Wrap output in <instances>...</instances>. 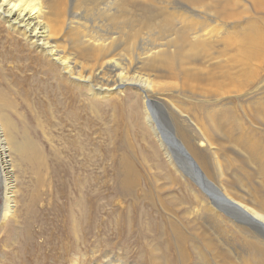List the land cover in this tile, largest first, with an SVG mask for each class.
I'll use <instances>...</instances> for the list:
<instances>
[{
  "label": "bare ground",
  "instance_id": "6f19581e",
  "mask_svg": "<svg viewBox=\"0 0 264 264\" xmlns=\"http://www.w3.org/2000/svg\"><path fill=\"white\" fill-rule=\"evenodd\" d=\"M249 3L255 13L264 11V0ZM238 5L235 0H0L5 26L0 27V231L23 213L19 177L35 183L24 212L22 264H137L109 244L113 239L119 244L128 232L120 217L124 212L96 208V200L111 193L159 198L168 215L155 213L144 227L154 233L167 228L180 248V264L189 254L179 245L193 239L204 241L206 250L191 243L198 264H244L240 254L216 250L217 238L199 226L201 220L190 221L197 212L221 231L229 223L222 215L247 223L237 227L230 220L248 240L247 258L264 264V148L229 107L239 98L237 107L251 120L259 99L248 91L259 77L253 62L264 57V35L245 25L240 35L234 32L248 9L244 4L238 18ZM3 29L11 33L4 35ZM6 60L17 62L8 73ZM116 97L111 127L97 112L99 131L92 115L102 101ZM259 108L255 115L264 125ZM159 112L172 115L174 129L162 123ZM255 161L263 193L250 183L254 176L247 168ZM97 163L110 164L111 176L105 168L94 175ZM173 185L178 195L164 202L160 192ZM125 216L132 224L130 212ZM38 236L43 240L36 243ZM147 245L150 258L140 264H166L156 255L158 248Z\"/></svg>",
  "mask_w": 264,
  "mask_h": 264
},
{
  "label": "rangeland",
  "instance_id": "374dc122",
  "mask_svg": "<svg viewBox=\"0 0 264 264\" xmlns=\"http://www.w3.org/2000/svg\"><path fill=\"white\" fill-rule=\"evenodd\" d=\"M174 1V0H172ZM217 1V0H216ZM177 2V1H176ZM235 2H238V8L239 10L236 9V12H237V17L239 18V14L242 12L243 10V6H247V15L245 16L246 19H244V22L238 24L239 26H236L234 32L238 35L241 34V31H243L244 27H248L249 26V29H250V26L253 27L254 29H258L263 35H264V11L261 10L259 11L258 13H255L252 9H251V6H250V3H249V0L246 1V0H235ZM247 2V3H245ZM245 4V5H244ZM263 11V12H262ZM250 13V14H249ZM250 15V16H249ZM249 17V18H248ZM245 25V26H244ZM244 26V27H243ZM256 26V28L254 27ZM0 27H5L3 24L0 25ZM239 27V28H238ZM242 28V29H241ZM239 29V30H238ZM5 30V32H3L2 34L6 35L7 33H9L10 31L7 30V29H3ZM9 31V32H8ZM11 33V32H10ZM261 35V36H263ZM4 42L3 39L0 38V49L2 47V43ZM223 57H226L225 54L223 55ZM13 60H6L4 62V68L7 69V73L8 71L10 70L11 67L17 65V62H12ZM253 64H255V67L256 69H258V75L259 77L256 78L255 81H251V87L249 89L248 92H251L252 94V98L254 97V99H256V97L259 99V102H257V104L255 105H252V111L250 116H251V120L247 119L246 115L244 112H242L241 109H239L237 106H239V101H242L240 100L239 98L236 99V98H232L233 99V102H232V105L230 104L229 107L230 108H233L234 112H235V118H238L240 119L241 123H240V127H243L245 129L248 130L249 134H250V130H251V134H250V137L251 135H253V138L257 141V143L260 145H262V147L264 148V125H262V123L260 122V120L257 118V111L255 110V107H260L259 109H264V88H261L263 85L262 82L264 81V57H263V54L260 55L259 59L255 62H253ZM10 67V68H9ZM13 70H15V68H12ZM263 80V81H262ZM261 85V86H260ZM257 88L258 91H257ZM253 89V90H252ZM263 94V95H262ZM109 100V99H108ZM235 100V101H234ZM239 100V101H237ZM107 100H104L102 102H105V103H102L100 101V104L102 103V105H100V109L95 111V113L92 115V118L94 119V123H95V127L99 129V131H102V126H101V122H100V119H99V116L97 114V112H99L100 114L102 113L103 115V121L104 123H106V128L108 127H111L112 126V123H111V115L113 114V111H114V108L111 106V103L113 102H116L118 101V98H112L111 101H107ZM152 102H155L154 99H151ZM234 103V104H233ZM237 104V105H236ZM234 105V106H233ZM188 106H190V104H188ZM232 106V107H231ZM241 110V111H240ZM166 113V114H165ZM254 113V114H253ZM97 114V115H96ZM160 116H161V120H162V123H166L168 124L172 129H174V126L171 125V123L173 124V118H172V115L169 113V112H159ZM240 114V115H239ZM249 115V114H248ZM254 115V117H253ZM243 116V117H242ZM250 118V117H249ZM237 119V120H238ZM243 119V120H241ZM239 121V120H238ZM252 121V122H251ZM99 122V126L97 125V123ZM253 124V125H252ZM257 124V125H256ZM102 127V128H101ZM112 132V131H111ZM259 139V140H257ZM259 142H262V143H259ZM162 154V153H161ZM164 157V156H163ZM95 159H98V155H96V158ZM165 159V157H164ZM98 164V163H97ZM255 166V167H254ZM102 167V168H101ZM260 167V164L258 161H255L253 162V166L252 168H247L248 171H252V175L254 176V178L251 179V185L254 187V190H256L257 192H261L263 191L261 189L262 184V179L259 180V175L255 174L254 171L258 170V168ZM94 169H92L94 172V175H102L103 174V168H105V173L107 175H110L112 173V169L113 167L111 166L110 167V164H107L106 166L105 165H95L93 167ZM256 168V169H255ZM97 169V170H96ZM255 169V170H254ZM248 171L246 173L245 169L242 171V175L243 177H247V174H248ZM99 173V174H98ZM20 175V173H19ZM257 175V176H256ZM111 176V175H110ZM19 177V176H18ZM20 178V182L22 183H18L19 184V194H18V200L21 204H19V212H23L21 214H19V220L16 224H8V229L6 227V231L3 229H1L0 231V264H22V260H23V257L25 256L26 254V251L24 249V252H23V245L20 246V244H22L25 240H26V237L25 234L27 235V232L25 231L26 228H23V226L25 225L26 223V219H25V213L27 211V206L29 204V201L30 200V194L31 192L34 190V181L30 180L28 177L25 178V176H21L19 177ZM24 178V180H23ZM189 180V178H187ZM213 180V178H212ZM257 180V181H256ZM216 181V179L214 180ZM1 183V182H0ZM21 184V185H20ZM24 184H26L24 186ZM28 184V185H27ZM113 182L111 181L109 183V185L111 187H113V189H115V187L113 185ZM161 186H164L165 183L164 182H160L159 183ZM145 184L143 183V186ZM250 185V187L252 188V186ZM31 186V187H30ZM33 186V187H32ZM108 184L105 186L107 187ZM168 187V188H167ZM164 188V190H162L160 192V197L161 199L164 201V202H167L169 199L173 198L175 196L178 195V187L176 185H173V186H170V188H172L171 190H168L169 189V186H167ZM97 189V186L94 185L93 189ZM144 188L146 189V187L144 186ZM248 188V187H247ZM104 190V189H103ZM147 190V189H146ZM27 191V192H26ZM31 191V192H30ZM69 191V190H68ZM177 191V192H176ZM23 192V193H22ZM155 193V191H153ZM166 192H170V194L168 195V193ZM176 192V194H175ZM107 192H104V194H106ZM263 193V192H261ZM0 194H1V197H0V225H1V222H2V211L4 210V191L3 190H0ZM172 194V195H171ZM175 194V195H174ZM20 195V196H19ZM171 195V196H170ZM3 196V197H2ZM170 197V198H169ZM27 198V199H26ZM246 198V197H245ZM243 198V199H245ZM135 199V200H134ZM158 199L157 198L156 200H147L143 197H136V198H129V197H126V198H123V197H120V196H116L114 195L113 193H111L110 197H103V198H100L99 200H96V208L99 210L101 209L100 212H124L120 217H121V220L124 222V227H127L126 229L128 230L127 234H126V237L124 239H122V241H120L119 244H116L117 240H111L110 241V246H113L115 245L116 248H121V250L123 251L122 253L124 254V257L127 262H133V263H137V264H140L141 263H147V259L150 258L149 256V251L148 250V245L147 244H151V245H154L155 247L158 248V250H156L155 252L156 255H158L160 253V255H158V257L160 258V261H164V263L166 264H180V256H179V252H180V248L177 247L176 245V242H175V239L173 237H171L169 234H168V230L167 228L162 225L160 226V229L159 231L156 233L155 232V229L152 228V230L150 231L149 227H144V224H150V218H151V215H154L155 213H158L159 212V215H162L164 214L165 216H167L168 214L165 213V211L162 210L161 206H160V203L158 202ZM3 200V201H2ZM65 199L62 198L61 201H64ZM167 200V201H165ZM25 201H26V204H25ZM24 202V203H23ZM23 206V207H22ZM171 208H170V207ZM22 207V208H20ZM26 207V208H25ZM166 209L170 210V211H174V213L181 217L182 215H180V210H175L174 208H172L171 205H166L165 206ZM192 207V205H191ZM39 208V207H38ZM127 208V209H126ZM94 209H95V206H94ZM177 211V212H176ZM125 212H130V217H131V220H132V224H130V222H128V218L127 216H125ZM2 213V214H1ZM132 214V215H131ZM143 214V215H142ZM203 212H197L194 216H189L190 218V221H192L191 219H193L194 217L198 218V223L199 221L201 220V225H199L200 227H203V229L205 230H209L213 236H214V239L217 238L216 240H213V243L216 244V250L218 252H221L222 254L224 255H228L229 253L231 252H234L237 253V257H239L238 254H240L242 256V258L244 259V264H245V261L249 260L250 264L253 263L254 259L253 257L251 256L249 259L247 258V254L245 253V249H246V244L245 242H247L248 240H245L238 232L237 229H235L234 226H243L245 227V225L247 226V223L246 224H243V221L241 219H232L230 217H228V215H222V217H224L226 220L229 221V223H226L225 225V229L227 231H221L219 230V224L218 223H215L216 226L213 224L214 221H210L209 219L206 218L205 215H202ZM24 215V216H23ZM142 215V216H141ZM201 215V216H200ZM22 216V217H21ZM124 216V217H123ZM200 216V217H199ZM118 216H116L115 214V218H117ZM137 217V218H136ZM126 218V219H125ZM146 218V219H145ZM149 218V219H148ZM154 217L151 218V222H152V219ZM23 219V220H22ZM134 219V220H133ZM142 219V220H141ZM234 220L233 222L235 223L234 226H231L230 224H234L232 221L230 220ZM21 220V221H20ZM127 222H126V221ZM139 220V221H138ZM141 220V221H140ZM143 222V223H142ZM138 223V224H137ZM23 224V225H22ZM140 224H143V231L144 233H141L139 231V227H140ZM189 224H191V222H189ZM188 224V225H189ZM204 224V225H203ZM19 225V226H18ZM132 225V227L130 226ZM139 225V226H138ZM153 225V224H151ZM228 225L231 227H228ZM11 226V227H10ZM218 226V227H217ZM226 226L228 228H226ZM192 227V224L189 225V229ZM211 227V228H210ZM213 227V228H212ZM249 227V226H247ZM4 228V227H3ZM12 228V230H11ZM18 228H21L20 230ZM108 228V227H107ZM130 228V229H129ZM209 228V229H208ZM16 229V230H15ZM23 229V230H22ZM136 229V230H134ZM162 229V230H161ZM188 229V231H189ZM212 229V230H211ZM231 229V230H230ZM234 229V231H233ZM214 230V231H213ZM9 231V232H7ZM12 231V232H11ZM20 231V232H19ZM25 231V232H24ZM167 231V233H166ZM207 232L206 234L209 236L211 233L210 232ZM216 231V232H215ZM23 235H22V233ZM136 232V233H135ZM225 232H229V234H226ZM236 232V233H235ZM12 233V234H10ZM130 233V234H129ZM138 233V234H137ZM146 233V234H145ZM217 234V235H214V234ZM235 233V234H234ZM17 234V235H16ZM19 234V235H18ZM108 233L105 234V236H107ZM149 234V235H148ZM220 234V236H219ZM225 234V235H224ZM233 234V235H232ZM11 237H10V236ZM137 235V236H136ZM144 235V236H143ZM20 238H18V237ZM216 236V237H215ZM8 237V238H7ZM13 237V238H12ZM109 237V236H108ZM129 237V238H128ZM135 237V238H134ZM138 237V238H137ZM151 237V238H150ZM168 237V238H167ZM170 237V238H169ZM220 237V239L218 238ZM225 237V240L224 238ZM229 237V238H227ZM23 238V239H22ZM142 238V239H141ZM154 238V239H153ZM167 238V239H166ZM173 238V239H172ZM11 239V240H10ZM136 239V240H135ZM144 239V241H143ZM146 239V241H145ZM171 242H170V240ZM9 240V241H8ZM20 243H18V241ZM22 240V241H21ZM43 238L41 237H37L35 238V242L36 243H39V242H42ZM139 240V241H138ZM221 240V241H220ZM6 241V242H5ZM14 241V242H13ZM198 241V242H197ZM227 241H230L231 242V247L230 246H227L226 245V242ZM17 244H16V243ZM161 242V243H160ZM164 242V243H163ZM194 242V243H197L198 244V250L205 253L206 250L204 248V241L202 242V240L200 239H197V240H188L187 243H185L184 245H179V247L181 248H184L186 251H187V254L188 255V261L186 264H198L200 261H199V258L197 257L196 254H194V250L193 248L191 247V243ZM200 242V243H199ZM202 242V243H201ZM155 243V244H154ZM166 243V244H165ZM218 243H222V244H219ZM224 243V245H223ZM244 243V244H243ZM14 244V245H13ZM16 244V245H15ZM45 248H48V247H51V245L48 243V242H45ZM162 244V245H161ZM7 245V246H6ZM18 245V246H17ZM138 245V246H136ZM164 245V246H163ZM187 245V246H186ZM234 245V246H233ZM169 247L168 249H166V247ZM176 246V247H175ZM222 246V247H221ZM226 246V247H225ZM233 246V247H232ZM243 246V247H242ZM145 247V248H144ZM203 247V248H202ZM218 247V248H217ZM141 248V249H140ZM164 248V250H163ZM176 248V249H175ZM178 248V249H177ZM18 249H22V251H17ZM202 249V250H201ZM229 249V250H228ZM232 249V250H231ZM237 249V250H236ZM130 250V251H129ZM175 250V251H174ZM221 250V251H220ZM247 250V249H246ZM17 251V252H15ZM44 251V250H43ZM52 251V250H51ZM147 253H146V252ZM172 251V252H171ZM230 251V252H229ZM239 251V252H238ZM241 251V252H240ZM23 252V254H21ZM162 252V254H161ZM168 252V253H167ZM229 252V253H228ZM241 253H244L241 254ZM28 254V253H27ZM42 254V252H41ZM40 254V255H41ZM23 255V256H22ZM191 255V256H190ZM45 255H43V257H45ZM19 257V258H17ZM130 257V258H129ZM141 257V258H139ZM47 259V256L45 257ZM208 260L210 258V260L212 259L211 256H207ZM18 259V260H17ZM21 259V260H20ZM141 259V260H140ZM16 262H15V261ZM167 260V261H166ZM226 260H229L228 257H226ZM235 260V259H234ZM19 261V262H18ZM239 263H240V260H238ZM237 261V262H238ZM196 262V263H195ZM255 264V261L254 263Z\"/></svg>",
  "mask_w": 264,
  "mask_h": 264
}]
</instances>
